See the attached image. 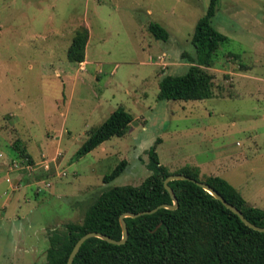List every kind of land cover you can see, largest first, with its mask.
Wrapping results in <instances>:
<instances>
[{"label": "rangeland", "instance_id": "rangeland-1", "mask_svg": "<svg viewBox=\"0 0 264 264\" xmlns=\"http://www.w3.org/2000/svg\"><path fill=\"white\" fill-rule=\"evenodd\" d=\"M207 4L0 0V264H44L51 231L80 223L105 187L135 186L149 174L146 152L157 138L170 173L186 166L200 180L218 175L264 210V0H217L211 25L227 40L204 68L209 97L156 99L161 75L187 67L181 55L193 53L190 36ZM149 22L166 30L165 41ZM79 25L88 30L84 59L71 63L65 51ZM117 107L130 124L75 159ZM120 160L122 173L103 183Z\"/></svg>", "mask_w": 264, "mask_h": 264}, {"label": "trees", "instance_id": "trees-1", "mask_svg": "<svg viewBox=\"0 0 264 264\" xmlns=\"http://www.w3.org/2000/svg\"><path fill=\"white\" fill-rule=\"evenodd\" d=\"M217 0H208L204 13L196 20L190 44L193 53L183 52L187 67L182 73L164 74L158 80L157 100H201L211 95V75L204 68L210 66L212 55L227 37L211 25ZM147 30L156 39L165 41L166 30L155 22ZM88 30L84 25L75 28L65 57L68 62L84 59ZM131 115L117 107L76 150L79 158L112 135L129 125ZM147 149L146 168L149 174L138 185L107 186L91 201L80 223L68 222L64 232L51 231L45 249L44 264H64L75 241L86 232H97L119 240L121 213H137L161 204H172L163 187V179L170 174L159 163L155 145ZM18 155L30 156L18 141L14 143ZM125 161L120 160L102 176L108 183L122 173ZM205 182L223 199L236 207L250 223L264 227V210L248 205L243 197L224 179L207 176L198 179V170L186 166L175 172ZM177 201L174 209L158 208L137 217H123L127 238L122 244H111L98 237L87 238L80 245L71 264H264V232L247 227L221 202L188 180H170Z\"/></svg>", "mask_w": 264, "mask_h": 264}, {"label": "water", "instance_id": "water-1", "mask_svg": "<svg viewBox=\"0 0 264 264\" xmlns=\"http://www.w3.org/2000/svg\"><path fill=\"white\" fill-rule=\"evenodd\" d=\"M176 179L188 180V181L193 182L194 184H196L197 186H199L200 188L204 189L209 194H211L215 199L219 200L221 202V204L225 208H227L232 213H234L243 222V224H245L247 227H249V228H251L253 230H256V231L264 232V227H258L256 225L250 223L249 221H247L244 218V216L241 214V212L236 207H234L230 203L226 202L223 199V197L218 192H216L212 187H210L205 182L192 179V178H190V177H188V176H186L184 174L170 173L168 176H166L163 179L162 184H163V187L165 188V190L168 192L169 196L171 197L172 204H161V205H158L157 207L152 208L150 210L140 211V212H137V213H130V212L121 213L119 215V217H118L119 225H120V228H121V237H120L119 240L112 239V238H110V237H108V236H106L104 234L97 233V232H86V233H84L73 244V246H72V248H71V250H70V252H69V254L67 256V259H66V261H65L64 264H71V262H72V260H73V258L75 256V254L77 253L80 245L87 238H90V237H98V238H100L102 240H105V241L111 243V244H122V243H124L125 240H126V238H127V229H126V225H125V223L123 221V217H125V216L137 217L139 215L152 213V212H154L158 208H168V209H174V208H176V206H177L176 198L174 197V194H173L171 188L167 185V182L168 181H170V180H176Z\"/></svg>", "mask_w": 264, "mask_h": 264}, {"label": "crops", "instance_id": "crops-1", "mask_svg": "<svg viewBox=\"0 0 264 264\" xmlns=\"http://www.w3.org/2000/svg\"><path fill=\"white\" fill-rule=\"evenodd\" d=\"M129 124H130V123H129ZM104 141H105V140H104ZM101 143H102V142H101ZM101 143H100V144H101ZM97 146H98V145H97ZM91 150H92V149H91ZM91 150H90V151H91ZM88 152H89V151H88ZM85 154H86V153H85ZM82 156H83V155H82ZM194 168H196V169L198 170V174H199V169H198L197 167H194ZM207 176H218V175H205L204 178L207 177ZM218 177H220V176H218ZM204 178H203V179H204ZM221 178H222V177H221ZM222 179H223V178H222ZM224 180H225V179H224ZM225 181H226V180H225ZM226 182H227V181H226ZM229 184H230V183H229ZM230 185H231V184H230ZM231 186H232V185H231ZM232 187H233V186H232ZM233 188H234V187H233ZM234 189H235V188H234ZM235 190H236V189H235ZM236 191L239 193L238 190H236ZM239 194H240V193H239ZM243 199H244V198H243ZM244 200H245V202H246L248 205H250V206H253V207H257V206H258V205L255 204V202L250 203V202H247V199H244ZM13 202H15V201H13ZM15 207H16V204H15ZM257 208H258V207H257Z\"/></svg>", "mask_w": 264, "mask_h": 264}, {"label": "built area", "instance_id": "built-area-1", "mask_svg": "<svg viewBox=\"0 0 264 264\" xmlns=\"http://www.w3.org/2000/svg\"><path fill=\"white\" fill-rule=\"evenodd\" d=\"M45 168L47 169V166H46V165H45ZM60 175H61V174H60ZM45 185H46V186H48V185H49V183H45Z\"/></svg>", "mask_w": 264, "mask_h": 264}]
</instances>
